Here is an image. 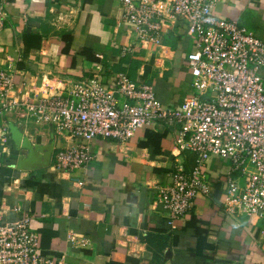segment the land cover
<instances>
[{"label":"crops","instance_id":"crops-1","mask_svg":"<svg viewBox=\"0 0 264 264\" xmlns=\"http://www.w3.org/2000/svg\"><path fill=\"white\" fill-rule=\"evenodd\" d=\"M5 10L0 69L12 63L20 95L42 99L50 94L45 83L79 81L95 72L105 80L126 72L153 85L170 106H180L192 92L187 54L193 38L181 18L167 20L163 47L145 48L123 21L120 0H8ZM214 14L264 40V0H218ZM126 46L132 49L124 53ZM5 123L0 222L14 217L8 206L19 205L33 217L40 251L59 264H264V222L224 207L229 161L212 158L210 192L183 217H171L159 196L175 165L174 128L165 122L124 142L96 139L93 159L71 173L54 167L66 140L53 126L28 119L22 109L0 111ZM183 159L194 165L192 154ZM70 232L85 242H70Z\"/></svg>","mask_w":264,"mask_h":264},{"label":"built area","instance_id":"built-area-1","mask_svg":"<svg viewBox=\"0 0 264 264\" xmlns=\"http://www.w3.org/2000/svg\"><path fill=\"white\" fill-rule=\"evenodd\" d=\"M218 0H120L122 19L136 32L138 44L163 47L167 20L181 18L193 46L187 54L193 91L180 106L162 103L153 85L133 81L126 72L109 80L91 77L45 83L42 99L16 92L12 63L0 69V111H25L28 119L47 123L66 140L55 169L71 173L92 159L98 138L126 141L147 126L163 121L174 128L175 165L171 181L159 187L171 217H183L199 195L210 192L208 164L217 157L231 163L226 175L224 207L233 214L264 222V40L231 19L214 14ZM8 0H0V32ZM132 47H124V53ZM0 124V146L8 138ZM192 154L187 167L184 154ZM239 173L240 177H235ZM243 178V182L241 181ZM79 184H83L79 181ZM14 217L0 222V264H59L40 251L33 217L19 205L8 206ZM7 210V211H8ZM70 232L72 243L85 242Z\"/></svg>","mask_w":264,"mask_h":264},{"label":"trees","instance_id":"trees-1","mask_svg":"<svg viewBox=\"0 0 264 264\" xmlns=\"http://www.w3.org/2000/svg\"><path fill=\"white\" fill-rule=\"evenodd\" d=\"M63 38H64V40H67L68 39V36L67 35H64L63 36ZM66 43H67V41H66ZM86 56H88L89 58H95V57H93V55H92V53L93 52H91V51H89V50H86V51H84L83 52ZM96 59V58H95ZM98 60V59H97ZM100 60V59H99ZM148 241H149V238H146Z\"/></svg>","mask_w":264,"mask_h":264},{"label":"rangeland","instance_id":"rangeland-1","mask_svg":"<svg viewBox=\"0 0 264 264\" xmlns=\"http://www.w3.org/2000/svg\"><path fill=\"white\" fill-rule=\"evenodd\" d=\"M192 91H193V89H192Z\"/></svg>","mask_w":264,"mask_h":264}]
</instances>
